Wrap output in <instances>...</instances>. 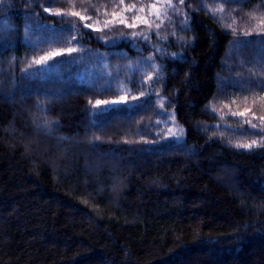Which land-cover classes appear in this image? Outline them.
<instances>
[{
  "label": "trees",
  "instance_id": "1",
  "mask_svg": "<svg viewBox=\"0 0 264 264\" xmlns=\"http://www.w3.org/2000/svg\"><path fill=\"white\" fill-rule=\"evenodd\" d=\"M153 3L0 4V264H264V144L235 146L264 139V0H172L151 27H104ZM66 47L81 51L28 67ZM122 88L128 105L89 103Z\"/></svg>",
  "mask_w": 264,
  "mask_h": 264
},
{
  "label": "snow or ice",
  "instance_id": "2",
  "mask_svg": "<svg viewBox=\"0 0 264 264\" xmlns=\"http://www.w3.org/2000/svg\"><path fill=\"white\" fill-rule=\"evenodd\" d=\"M48 2H50V0H48ZM229 2V0H223V3H227ZM4 3V0H0V4ZM180 3L183 4L184 0H180ZM223 3L221 4V6L218 9H213L212 12H220L223 13L224 9H223ZM121 4H123V0H121ZM169 8H174V5L172 4V0H165V2L163 4L160 5V7L157 6V3H153L149 6V15H154L157 19H159L161 17V15L166 16L167 15V10ZM135 9V5H129L126 6L125 10L129 11V10H133ZM44 12L50 13L52 15L58 16V17H63L66 15H71V16H76L79 17L80 20H84L86 19V17L82 16L80 12H71L69 13H62L59 9H51V8H43ZM139 11L143 12L144 11V7H141L139 9ZM176 11H179V9H176ZM113 16H116V13H113ZM90 19V18H89ZM133 20H139L141 23H144L146 25H148L149 27H151V23L147 20L144 19L142 17H133ZM119 23L124 24L126 27H136L135 23H128L127 20H125L124 18H119ZM112 25V21H105L104 22V27L108 28ZM88 28H93L92 24H86L85 25ZM160 25H156V27L158 28ZM231 29V26H228ZM94 31H102V29L100 28H94ZM233 31V33H235V29H231ZM255 33L257 35H264V17H261L259 19V23L256 26V28L254 29ZM244 36H251L253 35V30H249V31H245L243 33H241ZM133 36H138V35H143V33H137L134 32L132 33ZM145 39H147V37L145 36ZM71 40H76L75 36L71 37ZM71 41L69 40H65V43H70ZM235 43L239 44L240 46H244L245 43H247L246 41H235ZM81 51L80 48L78 47H66V48H58V49H53V50H49L46 51L44 55L37 57H33L32 60L29 62L28 67H32V65H43L45 67L49 66V61H53L55 62V58L58 56H65L68 55L70 56L72 53L74 52H79ZM175 55V54H173ZM149 59H151V57H149ZM153 68H156L155 65H153ZM23 71L27 72V68L24 69ZM152 79L151 75L148 76V80L150 81ZM121 91H124L125 94L120 95L118 97V99L115 100H96L95 103L93 104L91 100H89V103L92 104L93 108H100L101 105L104 106H111V105H119V104H124V105H128V98H129V91L130 90H125V89H121ZM147 95V93L145 92H141L139 96H131V99L133 101H137L140 99V97ZM261 99H264V97H262ZM131 107L135 108L138 107V105H132ZM160 107L163 108V102L161 101L160 103ZM103 111H107L108 108L105 107L104 109H102ZM248 109H245L244 112H232L231 115L235 116V115H239V116H245L248 113ZM252 117L253 119H259L260 120V125L259 127L264 130V116H260V117H256L255 113H252ZM173 120H174V115H173ZM251 128H257L258 125L252 123L251 120H247L246 121ZM159 123V122H158ZM51 127V125L48 123L47 120H45L44 125H37V127ZM179 133L183 132V129H178L177 130ZM168 134L169 135H176V133L173 132V129L169 128L168 129ZM258 144H264V139L260 140L259 142L256 140L251 141L250 143H237L235 146L236 147H243V148H252L253 146H257Z\"/></svg>",
  "mask_w": 264,
  "mask_h": 264
},
{
  "label": "rangeland",
  "instance_id": "3",
  "mask_svg": "<svg viewBox=\"0 0 264 264\" xmlns=\"http://www.w3.org/2000/svg\"><path fill=\"white\" fill-rule=\"evenodd\" d=\"M157 1H159V2H161V3H164L165 2V0H157ZM158 7H160V5H157ZM137 16H139V17H142V18H144V19H147L150 23H151V18L152 17H155V16H153V15H149V13L148 14H144V15H135L134 17H137ZM124 18L125 20H127V18L125 17V15H123V16H118V17H116V18H114V19H112L111 21H112V23H113V20H118L119 21V18ZM127 22L129 23V21L127 20ZM138 22H140L139 20H133V18H132V23H138ZM102 25H99V24H97V27H101ZM160 52V51H159ZM158 52V53H159ZM160 55L162 54V53H159ZM228 57H230V55H228ZM153 65H155L156 66V62H154V61H150V60H147L146 61V68H147V70H150V67H152ZM105 74H106V72H105ZM87 75V73L86 72H84L83 74H81L80 75V78L83 80V81H85V76ZM95 74H88V76H87V78H86V81H90L91 79L92 80H94V79H96V77L94 76ZM107 76H110V73H108L107 72ZM223 82H225V80L223 81ZM222 82V83H223ZM155 94H157V92H155ZM167 112V120L165 121V125H166V127L168 126V129L169 128H171V129H173V132L174 133H176V135H171V136H173V137H176V138H180L181 136H182V134H183V132L182 133H179L177 130L178 129H182V127H180L177 123H176V121L175 120H173V115H172V112L170 111V110H167L166 111Z\"/></svg>",
  "mask_w": 264,
  "mask_h": 264
}]
</instances>
